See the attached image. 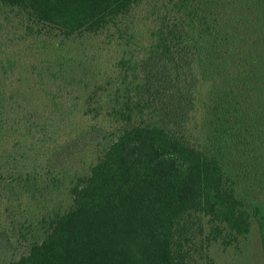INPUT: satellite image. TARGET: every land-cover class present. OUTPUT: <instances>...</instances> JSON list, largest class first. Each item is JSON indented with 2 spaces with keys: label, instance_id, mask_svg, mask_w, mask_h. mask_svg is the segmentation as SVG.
Masks as SVG:
<instances>
[{
  "label": "trees",
  "instance_id": "16d2710c",
  "mask_svg": "<svg viewBox=\"0 0 264 264\" xmlns=\"http://www.w3.org/2000/svg\"><path fill=\"white\" fill-rule=\"evenodd\" d=\"M144 1L0 0V27L13 24L44 55L41 70L27 72L0 49V252L4 239L14 243L5 220L14 231L25 202L66 181L71 199L37 226L21 224L20 252L9 261L0 253V264H204L206 250L236 245L253 220L264 238V205L242 187L264 172V0H231V26L218 0H149L147 57L125 50L99 80L73 41L139 33L125 19ZM123 34L108 45L128 48L134 37ZM176 55L192 74L186 89L165 78L162 63ZM137 72L143 80L128 82ZM80 85L94 90L82 103ZM102 118L106 129L77 125ZM85 137L98 139L95 155L62 172L66 149Z\"/></svg>",
  "mask_w": 264,
  "mask_h": 264
},
{
  "label": "rangeland",
  "instance_id": "374dc122",
  "mask_svg": "<svg viewBox=\"0 0 264 264\" xmlns=\"http://www.w3.org/2000/svg\"><path fill=\"white\" fill-rule=\"evenodd\" d=\"M167 2L168 0L161 1L160 7L162 8L163 6H165ZM214 5L216 10L222 14L220 17L224 16L227 13L231 26V0H225L224 2H220V0H218ZM222 6L226 7V10ZM154 19L155 17L153 16V6H150L149 0H146L142 4L137 6L125 19L138 24L140 32L135 35L132 34L133 32H120L124 33L123 36L125 35V33L127 34L125 35L127 37V40L130 38V36L134 37L131 38L132 41L128 48L122 43V41V47L120 46L119 48H115L113 45H108L109 40H122L120 33L116 34L115 30L113 29L103 31L98 34L84 35L83 37L78 36L75 38L76 42L73 41L72 45L77 46L76 50L81 49V52L85 50V52L82 53L81 56L84 57V60L86 61L87 65L90 66V68L95 69V71L99 69L101 70L102 74L100 72V79L98 78L99 80H101L103 76L106 77L107 72H110V67L113 64H117L121 58L127 56V54H125L126 52L128 53L127 58H131L129 56H134L133 60H141L147 57L145 56L144 52H140V50L142 46L146 47L149 44L148 42L153 41L149 40V38H151L153 32H155L154 28L151 27V25L153 26V22H155ZM16 31L17 29L13 24H6L4 21L3 25L0 27V49L8 51L10 53V55H8L10 56V58H17V67L24 66L28 72L31 66L34 64L38 65L37 72H39L42 66V62L40 60L44 57V55L31 51L30 45H33V43L29 40L17 39L15 36H17L19 32L16 33ZM127 40L125 39V41ZM135 41L140 44L136 45ZM125 50L127 51L125 52ZM185 62V60H181V57L179 55H176L167 60H164L162 63V66L167 67L166 72L170 73L165 78L168 79L171 77V82H174L176 79V83L180 84L182 89H186V85L189 83V79H192L190 70L184 66ZM86 63L84 64V66L86 65ZM172 63L173 65H170ZM19 69H17L16 71L17 76L20 75ZM171 70L174 71L171 72ZM175 71L176 73H174ZM27 74L28 73H26V75ZM144 76L145 75L142 72H139L137 77H133L131 75L128 82H131L135 85L138 79L143 80ZM120 78L123 79V75ZM133 78H136L137 80L133 82ZM177 84L176 87H178ZM99 88L100 86H97L94 89L98 91ZM74 91V99L76 100V98L79 97L77 101L80 103H82L87 96L94 94V90L92 92L85 90V85H80ZM176 91H178V89ZM192 114L193 112L190 115ZM108 120L109 119L102 118L100 122H96L94 120L78 121L77 125L82 128L83 132L85 130H90V128L93 127L106 129L110 124V121ZM197 120L201 123V113L197 114ZM92 140L93 142L85 137L84 139H81L68 146L64 153V155L68 157V162L64 163V165L62 166H59V168L63 170L62 172H73L76 169L81 170L87 167V163L90 161L89 157L92 159L93 155H95L94 150L96 148H94L93 144L98 141L97 138H93ZM243 162L245 164H248L251 170H255V167L254 165H252V163L248 161ZM57 163L58 165L62 164L61 162ZM263 174L252 172L251 174L245 176L242 180V187L245 193H248L250 196H252L256 202H260L264 205ZM45 178L46 177L40 180V185L45 184ZM68 184L69 181H66L61 184L59 188L49 190L43 197H39L36 201L30 202L28 200L24 205H22L21 208H18L19 211L16 215L15 223L16 229L14 231L10 229V226L12 224L10 222L11 217L5 220L7 234L8 236H13L11 237V240L14 243L10 244L5 239L2 241L3 245L0 252L2 261H9L20 252L21 247L17 246L16 241L18 237L16 236H19L18 230L21 228V224H29L32 222L35 226H37V222L43 214L57 209L64 210L68 208L71 203V199L68 195ZM203 263L264 264V238L261 234L259 223L256 220H253L250 233L246 237L239 238V241L236 245L225 248L220 243L213 244L208 250L205 251V258Z\"/></svg>",
  "mask_w": 264,
  "mask_h": 264
}]
</instances>
